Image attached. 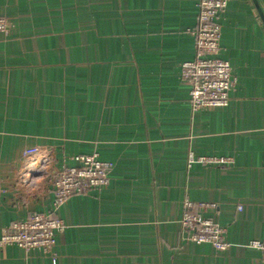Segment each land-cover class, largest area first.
<instances>
[{"label": "crops", "instance_id": "1", "mask_svg": "<svg viewBox=\"0 0 264 264\" xmlns=\"http://www.w3.org/2000/svg\"><path fill=\"white\" fill-rule=\"evenodd\" d=\"M197 1L0 0V234L30 213L65 223L54 262L6 244L0 264H264L246 245L264 241V24L252 0H227L219 56L236 81L226 105L192 110L180 66ZM29 146L48 163L30 170ZM92 152L108 183L55 206L50 172ZM185 198L216 203L228 249L183 238Z\"/></svg>", "mask_w": 264, "mask_h": 264}, {"label": "built area", "instance_id": "2", "mask_svg": "<svg viewBox=\"0 0 264 264\" xmlns=\"http://www.w3.org/2000/svg\"><path fill=\"white\" fill-rule=\"evenodd\" d=\"M227 0H198L197 20L190 29L194 36V57L182 62L181 77L189 84V100L192 110L224 106L228 103V91L236 79L228 60L219 56L221 48L220 15ZM9 22L0 16V31L8 32ZM39 155V160L32 159ZM23 158L30 160L27 165L33 170L42 167L50 160V154L42 152L38 146L23 150ZM73 164H62L53 169L54 205L64 202L69 196L84 194L92 188L104 186L109 180L112 162L99 157L97 152L78 153L72 156ZM192 153L189 161H193ZM196 160L204 163H228V156H198ZM2 190L0 180V193ZM216 208L212 201L183 200L180 217L181 234L184 239L194 242H208L215 250H226L230 242L226 238V227L206 215ZM65 227L64 221L45 213H30L24 219L12 220L1 230L0 246L16 244L25 250L37 248L55 261L54 246L56 235ZM247 246L259 249L264 255V241L251 239Z\"/></svg>", "mask_w": 264, "mask_h": 264}, {"label": "water", "instance_id": "3", "mask_svg": "<svg viewBox=\"0 0 264 264\" xmlns=\"http://www.w3.org/2000/svg\"><path fill=\"white\" fill-rule=\"evenodd\" d=\"M252 1H253V4H254V6H255V8H256L261 20H262V22H263V24H264V13H263L260 5H259V2L257 0H252Z\"/></svg>", "mask_w": 264, "mask_h": 264}, {"label": "trees", "instance_id": "4", "mask_svg": "<svg viewBox=\"0 0 264 264\" xmlns=\"http://www.w3.org/2000/svg\"><path fill=\"white\" fill-rule=\"evenodd\" d=\"M221 57V56H220Z\"/></svg>", "mask_w": 264, "mask_h": 264}]
</instances>
